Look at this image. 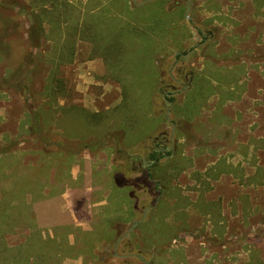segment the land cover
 Instances as JSON below:
<instances>
[{
	"label": "rangeland",
	"instance_id": "374dc122",
	"mask_svg": "<svg viewBox=\"0 0 264 264\" xmlns=\"http://www.w3.org/2000/svg\"><path fill=\"white\" fill-rule=\"evenodd\" d=\"M75 1L80 8L81 0H73L74 4ZM116 1L109 0L108 7L98 15L107 31H102L101 40L108 38L112 49L118 48L115 41L124 40L126 35L131 43L136 38V44L148 47L153 46V38L166 37L181 51L156 62L160 80L154 105L151 93L155 92L159 78L152 67L155 53L127 52L121 62H106L107 70L119 79L122 100L112 112L104 114L102 122L94 121L87 127L77 116L71 118L69 107L81 104L104 113L103 107L118 101L116 91L104 96L110 84L107 85L109 79L101 72V64L95 68L80 59L62 66L58 78L63 80L64 95L49 96L46 85L53 73L54 67L49 62L53 52L50 43L33 49L27 40L32 22L30 0H0V211L7 210L0 216V235H3L6 249L24 245L25 252L31 257H42V262L38 261L41 264H70V258L90 255L91 248L100 241L97 251L102 259L115 244H109L108 237L112 239L116 234L117 240L129 232L134 222L124 226L119 224L140 204L136 221L141 217L145 220L134 228L137 233L134 234V229L131 231L133 237L121 240L126 250L136 245L139 253L151 256L154 252L153 260L161 256L160 251H181L184 259L174 260V264L256 263L264 254V170L260 171L264 152L261 155L257 152L261 150L258 137L264 135V0H196L194 9L189 10V21L184 15L186 25L177 21L176 12H182L178 7L164 15L163 0L144 4L130 14L125 8L124 18L113 10L118 8ZM174 3L185 5L186 0H176L170 6H176ZM123 19L126 26L132 20L141 27L127 30L121 22ZM187 22L194 28L191 40ZM200 31L213 32L210 45L183 57L199 42ZM84 52L81 51V58ZM27 54L31 55L28 64L25 62ZM102 67L104 71V63ZM214 127L222 128L216 130L222 132L220 141L204 145L206 149L221 145L220 150L214 154L206 150L203 156L198 155L195 151L202 143L191 138V132L195 137L205 131L212 135L215 131L210 128ZM89 132L102 139L94 142L79 139L87 138ZM162 135L176 139L175 155L183 154L187 161L175 159V164L184 166L177 176L164 173L167 167L175 164L152 168L154 182L150 184L140 176V171L145 170L147 156L156 149ZM235 137L237 143L233 144ZM246 138H252V146L246 148L251 149L253 157L241 155ZM100 145L110 146L107 148L110 152L97 155L84 152L83 146L93 150ZM234 148L237 156L229 155ZM165 151L168 155V147ZM69 152H75V158H71L74 154L69 157ZM61 163L65 167L60 166ZM110 164L113 168L109 173H113L102 179L113 178L120 186L123 181L138 179L136 181H140L143 189L127 184L115 188L117 185L110 179L112 197L100 216V228L92 236L80 237L77 243L76 238H66L64 230L58 229L57 215L70 210L71 206V218L75 217V223H80V214H75L72 208L87 201V198L78 197L79 190H64L68 183L64 178L66 172L69 175L68 167L92 165V170L98 172ZM245 166L251 168L247 170L249 172L242 170L236 177L229 174V167ZM213 167L225 173L218 174V169ZM198 173L203 188H206V200L220 201L226 218L221 224L227 227L224 237L221 234L225 230L216 227L215 232L212 222H207L212 220L213 206L207 205L203 215L202 207L198 212L192 205L173 210L174 202L171 205L168 201L176 192L170 189L174 187L180 192H189L195 204ZM73 184L81 185L79 179ZM129 190L133 194L128 196L127 202L121 195ZM82 191L84 194V189ZM153 198L159 199L158 204L144 216L143 210L153 204ZM229 201L236 205V221H227L229 209L234 208L228 206ZM53 213L58 219L53 218ZM181 218H185L186 224L181 223ZM181 225L187 228L181 231ZM176 230L179 231L177 234ZM69 242L76 243L72 251L66 248ZM33 258L29 259L30 263Z\"/></svg>",
	"mask_w": 264,
	"mask_h": 264
},
{
	"label": "crops",
	"instance_id": "0c3cea01",
	"mask_svg": "<svg viewBox=\"0 0 264 264\" xmlns=\"http://www.w3.org/2000/svg\"><path fill=\"white\" fill-rule=\"evenodd\" d=\"M108 1L109 0H107V1L106 0H81L82 3H81L80 8H82V14H85L87 21L90 22V24H91L90 32H88V35H87L88 38L91 40L90 41L86 40L85 42H81L80 40H77L73 60L82 59L84 61H87V63L89 62L90 66H93L95 68L99 67V63H100L101 64L100 66L102 68L101 72H103V74L105 73L107 78L109 79V80H107V85L110 84L109 85L110 89L107 93H105L104 96H107L110 93H115V91L119 95L117 98L118 101H116L112 106L103 107L104 113H101L102 111L99 113L100 110L95 111V108L90 109L86 106H82L81 104H79V106L74 105L72 107H69L68 112H69V115L72 116L71 118H74L75 116H77L79 118V120L84 125H87V127H89V125L94 121L95 122H102L103 117L106 114L112 112L122 100V91H121L119 83H118L119 79L117 78L116 75H113L112 71L107 70L106 62H108V63L109 62H116V63L121 62L127 56V52L130 54L131 53L132 54H139L140 53V54H145V55H148V53H150V52L155 53L156 58H155V62H153L154 66H152V67H153V72L156 74L158 73L157 76L159 78H158V81L156 83L157 85L155 84V89H156L155 92L151 93V94H153L152 104L154 105V95L158 91V88H159L158 84H159V80H160V75L158 72V67L156 65V62L160 58H162L166 55H169L171 53L177 55L181 51V50H177L176 46L173 45L171 43V41L168 40L166 37H163V38L158 37L156 39L153 38V41H152L153 46L148 47L147 45L145 46V44H143V45L136 44V40H135L136 38L131 43L129 36L127 37L126 35L124 38L125 41L117 39L115 41V44H116L115 46L118 48L112 49L113 46H110L111 44L109 43L108 38L101 40L102 31L105 32L106 30L103 28V25L100 23V20L98 19L99 18L98 15L100 14L101 10H105L108 7V6H106ZM152 1H156V0H136V3H133L132 0H121V1L117 0L116 2L118 3V8H115V9L113 8V10H117L119 15L123 16V18H124L125 12L128 11V14H130V13L136 11L138 8H140V6L147 4L149 2H152ZM161 2H163V6H164V9H163L164 15L166 14V12H167V14L173 12L174 8H177V7L179 8V10H182V12H176V15L178 16L177 21H178V23H180V25H182V24L186 25L184 22V20H185L184 18L187 17L188 21H189V17H188L189 10L190 9L193 10L195 7V4H196V0H191V7L189 10H187V8L189 6V0H186L185 5H176L174 3L176 6H172V5L170 6V3L176 2V0H163ZM213 3L215 4L216 2L213 1ZM133 4H135V7L133 6ZM202 4L204 5V3H202ZM125 8L127 9V11H125ZM184 11H185V14H184ZM192 12L193 11H191L190 13L192 14ZM113 13H115V12H113ZM184 15H185V17H184ZM121 22L123 23L124 27L127 28V30H129V27L139 26L137 23H135L132 20L129 22V24L127 26L125 25L124 19ZM187 23H188L189 28L191 29V35H190V40H191V39H193L192 38V32H193L194 28L190 25L189 22H187ZM139 27H141V26H139ZM98 30H99L98 38H100L99 44L102 45L101 46L102 48L100 49V51L99 50L95 51L94 50L95 49L94 44L96 43V35L95 34ZM136 30H139V29H136ZM93 33H95V34H93ZM213 45H214V43H213ZM129 46H131V47H129ZM82 47H83V49H81ZM127 48H128V51H127ZM82 50L85 51L83 58L80 57ZM107 56L109 58H107ZM103 63L105 66L104 71H103V67H102ZM60 68H62V67H60ZM60 73H61V69H60ZM60 73H59V75H60ZM101 75H102V73H101ZM77 112H79V115L77 114ZM176 118L182 120L180 117H176ZM70 120H72V119H70ZM118 121H120V119ZM108 123H107V125H108ZM188 123H189V121H187V124ZM203 124L206 126V123H203ZM107 128H108V126L105 127V130ZM217 129H219V131H221L222 128L219 127ZM217 129L215 127L210 128V130L215 131V133H213L212 135L207 134L205 131V133L202 132L201 134H199L200 136H196V137L193 134V132H191V130L189 129L191 134L189 132H188V134H190L191 138H197V140L198 141L200 140L202 143V146H198L197 150L195 151L198 155L204 154L206 150L208 153L210 152V154H214L215 151L220 150L218 148L221 147V145H218L217 148H215V149H210L208 147L206 149V147L204 145L205 143L220 141V137L222 136V132L217 133L216 132ZM234 133H235V131H234ZM100 134H97V135H100ZM94 135H95L94 132H89L86 135L87 138L83 139L81 137L79 139L84 140V141H91V142L92 141L94 142L97 139H102L101 137H98V138L93 137ZM110 138L111 137H109V139ZM258 138L260 139L259 142L261 143V145H260L261 150H259L257 152H260V155H261L262 152H264V150L262 148V146H263L262 144H264L263 143L264 135H260ZM251 139L252 138H246L245 139V143H244L245 150L243 148L244 151H243V154H241L242 157L247 158V156H249V157L254 156L253 153H252L253 156L251 154V149L246 148V146L247 147L252 146L251 145L252 144ZM230 141H232V140H230ZM235 143H237V137H235L233 139V144H235ZM108 147H110V146L102 147V145H100L99 148L97 147V148L91 150V149H87V148H85V146H83V149H84V152H88L91 155H97V154H102L105 151L110 152L109 150H107ZM112 152H113V154L115 153L114 151H112ZM199 153H201V154H199ZM72 154H74V156H72L71 158H75V156H76L75 152L74 153L69 152L68 156L70 157ZM229 155L237 156V149L234 148L232 151H229ZM255 155H257V157L260 156L257 153ZM175 156H177V155H175ZM182 156H183V154H182ZM182 156L179 155V157H177L178 160H183L186 162L187 160H185ZM193 156H194V154H193ZM172 164H175V162ZM111 165L112 164H110L107 167V169H105L104 167H101L100 171H98V172L92 170V165L91 166L77 165L76 167H68L67 171H68L69 175H67V172H66V175L64 176L65 179L67 178L66 180L68 181V183H66L64 190L67 192L68 191L73 192V190H75L77 192V190H79L80 192H77L78 197L83 198L84 200H85V198H87V201L85 202V204L80 205L76 209L72 208V211L75 214H77V213L80 214V217H81L79 219L80 223H75L77 220L75 217L72 216L73 218H71V216H70L71 206H70V210H63L60 212L59 215H57L59 218V225H60V227H58V229L62 228L64 230L63 234L64 233L67 234L66 238H72V237L76 238V243H77V242H79L80 237H87L89 235L92 236L93 234H95V231L100 228V216L103 215V212L109 206L108 204H110V199L112 197L113 186L111 185V183L113 182V184L117 185V187L114 186L115 188H121L124 186L123 184H121V186H120L115 180H113V178L112 179L109 178V180H108V178L102 179L103 178L102 176L113 173V172L109 173V171H111V169L113 168V167H110ZM175 165L176 166L171 165V168L166 169V173H168L171 177H172V174H175L177 176L179 173H181L183 171L184 166L177 165V164H175ZM60 166L65 167V165H62V163L60 164ZM113 166H115V165L113 164ZM214 169L215 170L218 169V174L225 173V171L220 170V168H214ZM229 169H230L229 174L233 175V177H236L237 172L241 173L243 170L245 173H247V172H249L247 170H249L251 168H247L245 166L243 168L240 167L239 169H237V167H234V169L232 167H229ZM263 170H264V164L261 165V168H260V171H263ZM203 171L205 172L206 169H204ZM75 174H77V176ZM199 174L200 173H198L197 178H195V179H197V181H199V185L197 186L198 192L196 194V199H195L196 203L194 204L192 198L190 197L191 194H189V192H187V193L180 192V190H178L177 188L171 187L170 188L171 190L176 191V192H174L175 194L172 197L170 196L168 198V201L171 202V205L174 202L173 205L171 206V208L174 210V208H177V207L183 208V206L192 205L193 207H195L197 209L196 211L198 212L202 207V211H203V215H204L207 205L213 206L214 212L212 215V220L209 219V220H207V222H212V226L214 227L215 232H216V227L218 228V230L224 231L227 227H224L221 224H224V221H226V218H224V215L222 214L224 211L223 212L221 211L222 207L220 205V201H219V199H217L216 202L211 203L210 201L206 200V196H205V189L206 188L205 189L203 188L204 184L200 182ZM218 174H217V176H219ZM214 178H212V181L215 182L216 179H214ZM78 179H79V182L81 183V185H76V184L74 185L73 181L78 180ZM110 179L112 180V182L110 181ZM212 187H214V186H212ZM82 189H84V194H83ZM130 189H131V187H130ZM131 191L129 190L128 192L121 195L124 198V200H126L127 202H129L128 196L132 197L133 193ZM210 192H208V193H210ZM82 196H84V197H82ZM178 201H180L181 204L176 205V203ZM68 203L71 205L70 202H68ZM234 204L235 203H233L232 201H229V203H228V206L231 207L233 205V207H234L233 209L232 208L229 209V215H228V219H227L228 222L233 221V220L234 221L237 220V218H236L237 212H236V207H235L236 205H234ZM59 206H62V204H60ZM137 206L133 209V213H130L129 217L124 218L122 223H120L121 225L119 224V226H124V225H127L129 223L134 222L133 225L135 223H137V225L135 227L137 229L139 227V225L144 222L145 219L142 220V217H141L140 221H136V219L139 215V210H138ZM173 206H175V207H173ZM216 207H217V209H216ZM65 209H67V208H65ZM125 213L127 214V212H125ZM238 213H242V212H238ZM52 216H53V218H57L55 213H53ZM74 219H75V221H73ZM184 219L181 220L182 224L183 223L186 224V221H184ZM55 221H56V219H55ZM215 223H218V225ZM173 224L174 223H172V225ZM133 225L130 228L129 232H131L134 229ZM113 226H114V223L111 225V228H113ZM186 228L187 227L181 225V231L183 229H186ZM65 229H67V230H65ZM133 231H134V234L137 233V230L134 229ZM57 232H58V230H57ZM178 232L179 231L176 230V234ZM134 234H133V232H131L126 237L131 238L134 236ZM115 235H114V237H112V239L108 237L107 240H109V242H108L109 244H111L112 242L118 243V246L116 249L113 248L111 252L107 253V257H104L106 253L102 257V259H100L98 257V255L101 256V253L98 254L97 248H99L100 243H102V242L98 241L97 246H94L93 248H91L90 255H87V256L82 255L80 257L70 258V264H116V263L117 264H124L125 262H134L135 260L130 258V256L132 254L130 252H128V253L125 252V249H126L125 243H123V241H121V239L116 240ZM221 235L224 237V235H226V230H225V233L223 232V234H221ZM229 235H232V234L230 233ZM213 236H218V235H213ZM76 243L73 242V244H72V242L71 243L69 242V243H67L66 248L69 251H72L73 249H75ZM73 245H75V246H73ZM80 245H82V244H80ZM136 247H137L136 245H134L132 247L129 246V250H130V248H132V251L134 253H136L138 251V249L136 250ZM159 253L161 254L162 257L160 256L158 258H155L154 260H153V257L156 256V254H154V252L151 256L146 255V254H142L141 252L139 255L142 257H146L147 260H150L149 264H174V260H183L184 259V254H182L181 251L180 252H176V251L173 252V251H171V249H167L166 252L160 251ZM191 259L192 258H190L189 260L191 261ZM258 259H259V261H257L256 263H252V262L251 263L252 264H264V254H263V256L261 255V258H258ZM187 260H188V257H187ZM64 264H67V263L65 262ZM192 264H193V262H192ZM246 264H250V261H248Z\"/></svg>",
	"mask_w": 264,
	"mask_h": 264
},
{
	"label": "trees",
	"instance_id": "16d2710c",
	"mask_svg": "<svg viewBox=\"0 0 264 264\" xmlns=\"http://www.w3.org/2000/svg\"><path fill=\"white\" fill-rule=\"evenodd\" d=\"M76 3L75 1L74 4L73 0H30V14H28L32 18V22L28 29L27 40L33 49H39L41 44L50 43L53 52V56L49 59L50 64L54 67L53 73L50 82L46 85L49 96L64 95L63 80L58 78L60 67L73 62L77 40L81 42L91 40L87 36L91 24ZM98 33L99 30L96 34L93 33L96 35L95 51H100L102 48V45L99 44ZM25 56V62L28 64L31 61V55ZM20 85L27 86L26 83ZM151 158L155 159L154 156ZM6 212L7 210L0 211V216H4ZM3 239V235H0V264H41L38 261L42 262V257H31L25 252L24 245L6 249ZM47 245L51 246L48 243ZM11 254H13L12 257ZM30 258H33L31 263L29 262Z\"/></svg>",
	"mask_w": 264,
	"mask_h": 264
},
{
	"label": "flooded vegetation",
	"instance_id": "af4514ba",
	"mask_svg": "<svg viewBox=\"0 0 264 264\" xmlns=\"http://www.w3.org/2000/svg\"><path fill=\"white\" fill-rule=\"evenodd\" d=\"M190 7H191V0H189V9H190ZM213 32H206V34L204 33V32H202V31H200L199 32V42L198 43H196L195 45H194V47L191 49V51H187L186 53H185V55H183V57H185V58H187V57H189L190 55H192V54H194V52L195 51H197V49H199L200 47H202V48H204L205 46H209L210 44H209V42H211L213 39ZM176 83L177 84H180V82L179 81H176ZM183 88H185V87H183ZM175 126L173 125V131H175ZM158 139L156 138L155 139V142L157 141ZM177 141H176V139L175 138H172L171 137V139H167L166 138V136L165 135H162L161 136V140L158 142V145H157V147H156V149L153 151V152H150L149 153V155L147 156L148 157V159H147V165L145 166V170H143V171H140V176L141 177H145L147 180H148V182L151 184V183H153L154 181H153V173L151 172V169L152 168H155V167H161V166H163V165H165L166 163H168V165H170V164H172V163H174L175 162V159H177L178 160V158H177V156H175V148H174V144L176 143ZM166 147H168V155H166V151H165V148ZM151 156H154L155 157V159H152L151 158ZM163 160V162L161 163L160 162V160ZM167 168H171V166H169V167H167ZM166 168V169H167ZM137 172H139V171H137ZM136 172V173H137ZM156 173H159V172H156ZM166 173V172H165ZM136 180H138V179H136ZM135 179L134 180H132V182L131 181H128V180H126V181H123L122 182V184L123 185H129V186H138V188H141V189H143L142 188V185H141V183H140V181H136ZM159 183L160 182H158V184L157 185H159ZM150 188V190H151V187H149ZM157 192L159 191V190H156ZM142 199V198H141ZM140 199V200H141ZM143 200V199H142ZM158 200L159 199H155V198H153L152 199V202H153V204L149 207H147V208H145L144 210H143V214H144V216L145 215H147V213H148V211L150 210V209H152L153 207H155V206H157V204H158ZM138 205H140V204H138ZM130 233V232H129ZM129 233H126L123 237H121V238H119V239H123L124 237H126ZM117 246H118V243H115L114 245H113V248H117ZM125 252H130L132 255L130 256V258H132V259H134L135 261H137V262H139L140 264H149L150 263V260H147L146 259V257H142V256H140L139 254L140 253H138V252H136V253H134L133 251H132V248H130V250H126L125 249ZM134 254V255H133Z\"/></svg>",
	"mask_w": 264,
	"mask_h": 264
},
{
	"label": "water",
	"instance_id": "95a60500",
	"mask_svg": "<svg viewBox=\"0 0 264 264\" xmlns=\"http://www.w3.org/2000/svg\"><path fill=\"white\" fill-rule=\"evenodd\" d=\"M132 1H133V3H136V0H132ZM187 10H189V6H188ZM136 225H137V223H135V224L133 225V228H135Z\"/></svg>",
	"mask_w": 264,
	"mask_h": 264
}]
</instances>
